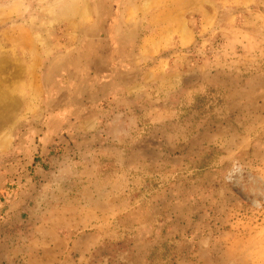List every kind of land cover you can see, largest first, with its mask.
<instances>
[{"label": "rangeland", "instance_id": "374dc122", "mask_svg": "<svg viewBox=\"0 0 264 264\" xmlns=\"http://www.w3.org/2000/svg\"><path fill=\"white\" fill-rule=\"evenodd\" d=\"M0 264H264V0H0Z\"/></svg>", "mask_w": 264, "mask_h": 264}]
</instances>
